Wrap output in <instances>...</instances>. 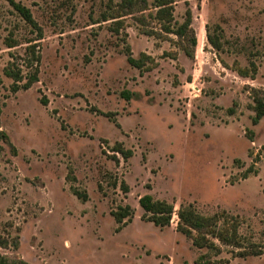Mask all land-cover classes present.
<instances>
[{
	"label": "rangeland",
	"instance_id": "1",
	"mask_svg": "<svg viewBox=\"0 0 264 264\" xmlns=\"http://www.w3.org/2000/svg\"><path fill=\"white\" fill-rule=\"evenodd\" d=\"M16 1L43 38L0 0V264H264V118L252 122V89L264 99V0H164L178 22L191 9L195 51L163 31L162 0L131 15L119 0ZM127 54L146 55L145 67ZM9 63L20 86L36 67L39 81L14 92ZM147 194L174 206L170 226L143 219ZM188 205L236 230L239 246L208 237L214 248H196L177 230ZM126 207L118 224L112 212Z\"/></svg>",
	"mask_w": 264,
	"mask_h": 264
},
{
	"label": "trees",
	"instance_id": "2",
	"mask_svg": "<svg viewBox=\"0 0 264 264\" xmlns=\"http://www.w3.org/2000/svg\"><path fill=\"white\" fill-rule=\"evenodd\" d=\"M12 7L15 13L32 28L33 32L36 33L38 39L43 38V31L38 23L35 21L33 13L30 8L23 5L16 0H5ZM121 5V11L123 14L131 15L136 13H141L145 11V7L148 5L147 0H119ZM166 1H160L155 18H157L160 22H162V29L167 34H173L181 40H184L187 46L195 51L198 45V39L196 33L193 29V16L190 8H187L185 18L183 22H178L174 19V15L172 9L166 7ZM139 20H143L142 17H139ZM104 21H107L106 15L104 16ZM139 21V22H141ZM207 40L208 43L219 50L221 48L220 38L212 35L210 31V27L207 25ZM13 34L9 35L5 40V45L7 48H14L17 46L18 41L12 37ZM35 40H29L26 44L29 46L26 48L25 59L27 63L32 66L34 63H39L40 56L36 52V45L34 44ZM188 48V49H189ZM187 55L191 56V52L187 50ZM146 55H141L139 58H135L130 54H127V62L130 66L137 70H142L147 61ZM5 75L11 78L14 81V85L12 90L17 92L20 88L29 89L33 84L39 81V70L36 67L34 72L31 73L27 81L20 86L19 84L23 82L24 77L22 76V71L14 64L9 63L5 68ZM253 104L255 115L252 119L253 124H258L264 118V99L260 98L258 95L260 91L257 89H252ZM122 96L129 100L131 97L136 94H129L128 92H123ZM43 104H46V101H43ZM116 152L120 153L124 158H128L132 156V151L117 149ZM74 195L77 196L78 199L85 200L87 195L86 193H81L77 190H74ZM139 206L143 211V219H147V221L152 222L157 227H167L171 225L173 215L175 213L174 206L166 201L155 200L151 195L147 194L142 196L139 199ZM115 221L118 224L124 223L126 218L130 219L131 212L130 208H121L118 212H112ZM179 223L177 230L181 234L191 238L193 240V245L198 249H211L214 248L215 243L213 241H209L208 237H212L215 240H219L221 243L225 245H233L238 247V233L235 230L232 236L225 233V231L219 230L218 225V216L214 215L213 217H205L200 215L197 211H195L192 205L182 206L178 212ZM262 251H254L252 256L262 255ZM244 256L243 254H240ZM202 259V257H201ZM197 264H201L198 262ZM208 264V263H207ZM210 264V263H209Z\"/></svg>",
	"mask_w": 264,
	"mask_h": 264
}]
</instances>
